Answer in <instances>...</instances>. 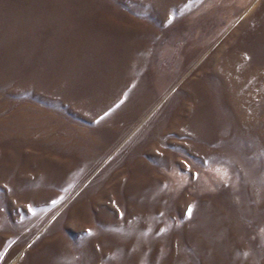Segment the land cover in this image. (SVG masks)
Masks as SVG:
<instances>
[{
  "label": "rangeland",
  "instance_id": "1",
  "mask_svg": "<svg viewBox=\"0 0 264 264\" xmlns=\"http://www.w3.org/2000/svg\"><path fill=\"white\" fill-rule=\"evenodd\" d=\"M0 264H264V0H0Z\"/></svg>",
  "mask_w": 264,
  "mask_h": 264
},
{
  "label": "snow or ice",
  "instance_id": "2",
  "mask_svg": "<svg viewBox=\"0 0 264 264\" xmlns=\"http://www.w3.org/2000/svg\"><path fill=\"white\" fill-rule=\"evenodd\" d=\"M188 214H189V215L191 214V206H190L189 209H188ZM89 234H91L90 231H89ZM5 251H6V250H5Z\"/></svg>",
  "mask_w": 264,
  "mask_h": 264
}]
</instances>
